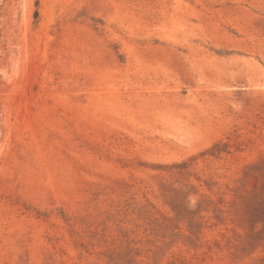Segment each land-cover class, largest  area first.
<instances>
[{"label":"rangeland","instance_id":"1","mask_svg":"<svg viewBox=\"0 0 264 264\" xmlns=\"http://www.w3.org/2000/svg\"><path fill=\"white\" fill-rule=\"evenodd\" d=\"M0 264H264V0H0Z\"/></svg>","mask_w":264,"mask_h":264},{"label":"trees","instance_id":"2","mask_svg":"<svg viewBox=\"0 0 264 264\" xmlns=\"http://www.w3.org/2000/svg\"><path fill=\"white\" fill-rule=\"evenodd\" d=\"M221 145L220 144H215L213 145L210 149H209V152L211 153H215V152H218L220 151L221 149ZM185 163H181V164H173V165H170V166H167V168H172V167H178V166H184ZM156 169H164L165 166H161V165H158V166H155Z\"/></svg>","mask_w":264,"mask_h":264}]
</instances>
